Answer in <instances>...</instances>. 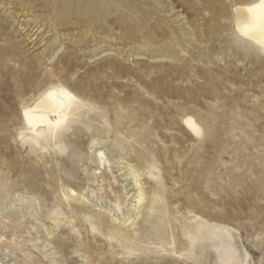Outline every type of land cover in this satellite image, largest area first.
Masks as SVG:
<instances>
[{"label": "rangeland", "instance_id": "obj_1", "mask_svg": "<svg viewBox=\"0 0 264 264\" xmlns=\"http://www.w3.org/2000/svg\"><path fill=\"white\" fill-rule=\"evenodd\" d=\"M254 1L0 0V264H264ZM59 86L67 122L34 132Z\"/></svg>", "mask_w": 264, "mask_h": 264}, {"label": "bare ground", "instance_id": "obj_2", "mask_svg": "<svg viewBox=\"0 0 264 264\" xmlns=\"http://www.w3.org/2000/svg\"><path fill=\"white\" fill-rule=\"evenodd\" d=\"M234 16L238 31L250 41L264 46V2L255 0L254 2L237 6ZM75 100L76 96L64 86L51 87L32 106L24 108L23 117L25 123L34 132H38L41 127H46L48 132H55L56 129L67 122ZM187 122L191 126L196 127L192 119H188ZM137 179L136 175L135 181L138 183L139 180ZM135 194L136 204L142 203L145 196L142 189H138ZM119 220H122V218Z\"/></svg>", "mask_w": 264, "mask_h": 264}, {"label": "snow or ice", "instance_id": "obj_3", "mask_svg": "<svg viewBox=\"0 0 264 264\" xmlns=\"http://www.w3.org/2000/svg\"><path fill=\"white\" fill-rule=\"evenodd\" d=\"M262 2H264V0H262Z\"/></svg>", "mask_w": 264, "mask_h": 264}]
</instances>
